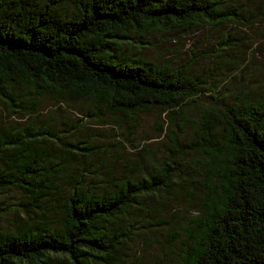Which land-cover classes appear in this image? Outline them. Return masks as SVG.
I'll return each mask as SVG.
<instances>
[{
  "label": "trees",
  "instance_id": "obj_1",
  "mask_svg": "<svg viewBox=\"0 0 264 264\" xmlns=\"http://www.w3.org/2000/svg\"><path fill=\"white\" fill-rule=\"evenodd\" d=\"M261 23L264 0H0V98L19 108L21 97L10 89L32 88L94 98L125 116L156 107L172 115L203 91L219 97L221 82L234 73L190 76L118 50L126 42L142 45L154 33L188 36L204 28L219 32L222 45L212 54L204 50V58L215 59L220 70L227 64L237 69L241 63L227 54L238 46L231 44L232 35L242 25L264 40ZM252 59L253 52L242 62ZM193 124L211 148L204 150L209 160L203 181H195L203 184L204 216L189 234L184 264H264V97L240 92L228 103L204 108L200 123ZM28 142L26 134L0 140V193L19 189L38 209L37 203L61 195L56 203L61 221L57 227L36 224V210H20L16 225L0 228V264H114L130 233L125 222L134 211L142 212L139 199L167 192L175 183L173 158L101 193L73 187L50 194L58 171L47 152L31 151ZM63 151L59 161L66 154L92 155L95 148L74 145Z\"/></svg>",
  "mask_w": 264,
  "mask_h": 264
},
{
  "label": "rangeland",
  "instance_id": "obj_2",
  "mask_svg": "<svg viewBox=\"0 0 264 264\" xmlns=\"http://www.w3.org/2000/svg\"><path fill=\"white\" fill-rule=\"evenodd\" d=\"M258 28L264 32V23ZM237 29L239 33L232 35L231 44L238 46L227 51L241 63L237 69L227 64L220 70L215 59L204 58V50L212 54V50L222 46L216 37L220 33L208 34L204 28L188 36L154 33L146 36L142 45L132 42L135 40L132 37L128 39L132 47L126 42L118 50L117 54L155 65L185 69L190 76L232 73L238 76L221 82L219 97L217 93L203 91L195 102L184 104L172 115L156 107L125 116L105 110L94 98L75 99L39 93L32 88L10 89L13 95L21 97L19 108L8 106L0 98V140L26 134L31 151L48 153L54 171H58L56 186L50 194H66L73 187L101 193L127 177L131 181L141 179L156 166L170 164L175 158L176 164H170L175 169L172 171L175 183L167 192L139 199L142 212L134 211L125 222L130 233L114 264H184L192 244L189 234L195 232L204 216L203 184L195 181H203L204 162L209 160L204 150L211 148L204 145V135L193 122L200 123L204 108L228 103L240 92L250 98L264 97V40L255 37L253 28L240 25ZM249 38L255 41L250 43ZM252 52V62L244 65V56ZM86 139L90 141L80 143ZM74 145L93 146L95 152L88 156L80 155L82 152L66 154L62 161L57 159L60 153H65L63 150H72ZM8 155L6 151L3 156L7 159ZM22 194L19 189L0 193L2 231L18 223L22 209L37 211L33 216L36 224L43 221L59 226L56 203L61 195L37 203L38 209Z\"/></svg>",
  "mask_w": 264,
  "mask_h": 264
}]
</instances>
